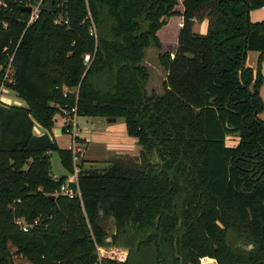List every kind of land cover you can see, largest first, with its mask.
I'll list each match as a JSON object with an SVG mask.
<instances>
[{
    "label": "trees",
    "instance_id": "trees-1",
    "mask_svg": "<svg viewBox=\"0 0 264 264\" xmlns=\"http://www.w3.org/2000/svg\"><path fill=\"white\" fill-rule=\"evenodd\" d=\"M28 1L8 0L0 27V80L9 66L7 85L27 102L0 99V264H264V18L249 19L264 0H55L29 24ZM176 14L177 48L159 53L164 91L151 93L145 49L162 46L158 31ZM206 17L207 32L194 30ZM248 49L254 68L242 64ZM73 107L123 117L141 145L104 169L82 156L70 181L81 196L59 192L75 163L52 132ZM52 150L67 170L58 178ZM108 242L127 258L99 257Z\"/></svg>",
    "mask_w": 264,
    "mask_h": 264
},
{
    "label": "rangeland",
    "instance_id": "rangeland-1",
    "mask_svg": "<svg viewBox=\"0 0 264 264\" xmlns=\"http://www.w3.org/2000/svg\"><path fill=\"white\" fill-rule=\"evenodd\" d=\"M181 5V4H180ZM182 6V5H181ZM262 6V5H261ZM260 7V6H259ZM256 7V8H259ZM252 8V9H256ZM250 9V10H252ZM264 9V6L263 8ZM249 10V11H250ZM208 18V17H206ZM202 20L204 18H197ZM249 19L251 21L250 15ZM209 26V19H208ZM178 16H172L169 18L168 23H166L159 31V35L162 39V46H156L151 43L145 49V58L143 63L148 65L150 70V78L147 83L149 92L159 94L164 91L163 81L167 77V69L161 63L159 58V53L164 50L172 51L174 54L175 49L178 45V34L180 30ZM194 30L199 32H207L208 28L205 31H200L193 27ZM253 51V50H251ZM255 51V50H254ZM1 69V64H0ZM12 69L8 66L5 70V73L0 80V96L8 95L10 99H13V104L16 105H26L27 102L24 98L17 95L15 90L7 85V82L11 80ZM14 97V98H13ZM78 120L80 122L81 129H78L79 135L82 138L80 142L76 143V146L80 147L77 151L79 159L82 156L86 158L84 161V167L86 168H97L104 169L111 165V160L118 155H122L124 159H131V151L139 150L141 145L137 142L136 138L130 136L126 130V123L123 117H118L115 121H109L108 117L100 115H79ZM69 113L62 112L56 114V122L52 127V132L57 139L58 143L62 147H70L73 145L74 134L73 131H60L55 133V126L62 124L63 126H69ZM40 127H42L40 125ZM60 127V126H59ZM43 128V127H42ZM72 128V127H70ZM56 134H61L57 136ZM85 135V136H84ZM132 138V139H130ZM239 136L236 133L229 134L226 136L227 143H235L238 140ZM136 158V156H134ZM78 159V161H79ZM51 163H52V172L55 178H58L64 173H67L66 168L61 162L59 152L57 150H52L51 152ZM73 174L69 173L68 177ZM75 179H77V175ZM68 181V179H67ZM66 181V182H67ZM103 223L107 226L109 235L114 230V220L111 217H103ZM111 247H127L121 243L108 242L104 244H96L97 253L100 256H104ZM128 248V247H127ZM20 264H27L26 261H21Z\"/></svg>",
    "mask_w": 264,
    "mask_h": 264
},
{
    "label": "built area",
    "instance_id": "built-area-1",
    "mask_svg": "<svg viewBox=\"0 0 264 264\" xmlns=\"http://www.w3.org/2000/svg\"><path fill=\"white\" fill-rule=\"evenodd\" d=\"M46 0H29L28 2H26V4H29L32 6V10L30 11V16L27 20V23H31L32 21H34L35 19H37L40 15V11H41V5L45 2ZM8 0H0V27H6L8 25V21L6 18L2 17L3 12L5 11V9L8 7ZM56 22H67L68 19L65 18V15L63 13H59L55 19ZM90 32L91 34H93L96 39L98 38V32H97V28L96 25L94 23V21L92 20V24L90 26ZM84 60L85 62L88 64L91 60V54L90 53H86L84 55ZM72 111H74L73 115H69V125L70 127V131H73L74 134V143L73 145H71L70 147L73 149V160L75 163V172L73 174H71L68 177V181L64 182L60 189L59 192L67 194L69 196H75L76 194L81 196V191L79 189V187L77 186L76 188L70 185V181H76L77 179H75V175H78V171H79V166L77 165V161L79 159V156L77 154V151L80 149V147L76 146V141H75V135H79V132L77 131L78 129H81L80 126V122L78 120L79 115L76 112V108L73 107ZM67 113H69V111H65ZM17 223H19L23 229L28 230L29 229V225L26 223V221L21 218L18 217L16 219ZM104 256H108L114 259H126L128 256V249L125 247H111L106 254H104ZM102 257V256H100Z\"/></svg>",
    "mask_w": 264,
    "mask_h": 264
},
{
    "label": "crops",
    "instance_id": "crops-1",
    "mask_svg": "<svg viewBox=\"0 0 264 264\" xmlns=\"http://www.w3.org/2000/svg\"><path fill=\"white\" fill-rule=\"evenodd\" d=\"M264 4L262 6H260L259 8L256 9H252L249 11V15L251 18V21H258L264 18V9L263 8ZM173 16H178V20H179V26L181 27L182 23H183V16L180 14H176ZM172 17V16H171ZM194 26L196 29L200 30V31H205L206 28H208V18H204L202 20H198L197 18L194 19ZM253 49H248L246 52V57L244 60V64L247 66H251V67H255L256 66V59H257V55H258V51L257 50H253ZM261 72L263 74V82L259 88V93L260 96L263 100V104H264V60L261 63ZM14 98V97H13ZM0 99L7 102V103H12L13 104V99H10V97H8V95H2L0 96ZM27 105V104H26ZM25 106V105H24ZM258 116L264 120V106L263 109L258 113ZM62 124L56 125L55 126V133H58L59 129H60V133L63 131ZM60 126V127H59ZM35 131L37 133H41L44 131V129L42 127H40V124H36L35 125ZM57 136H60L61 134H56ZM85 136V135H84ZM132 139V138H130Z\"/></svg>",
    "mask_w": 264,
    "mask_h": 264
},
{
    "label": "water",
    "instance_id": "water-1",
    "mask_svg": "<svg viewBox=\"0 0 264 264\" xmlns=\"http://www.w3.org/2000/svg\"><path fill=\"white\" fill-rule=\"evenodd\" d=\"M54 4H55V0H46L42 5H41V10L45 9V10H53L54 9ZM23 9H26V10H29L31 11L32 10V6L29 5V4H26L23 6ZM244 63V60L242 61V64ZM117 119L116 116H109L108 117V120L109 121H115ZM60 131V129L58 130ZM51 198H54L55 197V194H51L50 195Z\"/></svg>",
    "mask_w": 264,
    "mask_h": 264
}]
</instances>
